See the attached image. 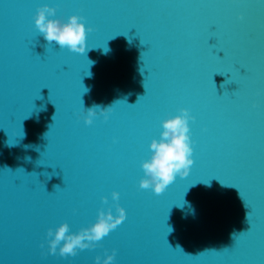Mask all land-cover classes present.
I'll return each mask as SVG.
<instances>
[{
	"label": "water",
	"instance_id": "95a60500",
	"mask_svg": "<svg viewBox=\"0 0 264 264\" xmlns=\"http://www.w3.org/2000/svg\"><path fill=\"white\" fill-rule=\"evenodd\" d=\"M57 2L0 0V264H95L113 247L120 264H264V0L57 10L93 29L85 54L35 28L37 7ZM94 104L112 111L86 125ZM181 107L196 118L189 175L138 189L160 120ZM114 190L126 219L97 247L47 253L48 228L115 215Z\"/></svg>",
	"mask_w": 264,
	"mask_h": 264
},
{
	"label": "clouds",
	"instance_id": "9594fccd",
	"mask_svg": "<svg viewBox=\"0 0 264 264\" xmlns=\"http://www.w3.org/2000/svg\"><path fill=\"white\" fill-rule=\"evenodd\" d=\"M56 11L54 6L47 3L39 5L36 9L33 21L43 40L49 45L54 42L61 50L85 54L90 49L86 46V34L91 32L92 28L85 27L83 16L72 14L67 19H62L56 17ZM239 18L243 19L242 16ZM111 111V106L101 107L94 104L88 108L83 107L79 118H82L86 125H91L97 115L107 121ZM195 119L189 109L181 107L177 109V114H166L160 120L159 136L151 139L148 144V158L140 164L143 171L139 180L140 188L151 189L154 194L159 195L177 176L184 178L189 175L190 167L194 163V140L191 138L189 121ZM119 196V192H111L114 202L119 200ZM101 202L106 205L108 198L102 196ZM115 213L114 215L111 206L107 209L100 208L97 210L95 221L76 232L70 231L67 222L60 223L55 229L48 228L45 237L47 253L67 258L76 256L78 250L97 247V242L125 220L126 211L118 202L115 203ZM41 247L44 245L41 244ZM114 259L115 251L108 253L105 250L103 258L100 255L95 257V264H113Z\"/></svg>",
	"mask_w": 264,
	"mask_h": 264
},
{
	"label": "snow or ice",
	"instance_id": "6c2138e0",
	"mask_svg": "<svg viewBox=\"0 0 264 264\" xmlns=\"http://www.w3.org/2000/svg\"><path fill=\"white\" fill-rule=\"evenodd\" d=\"M57 10H61V11H66L67 9H69V8H76L78 11H83V10H85L86 8H88L90 5L88 4V2H87V0H76V2H74V3H66L65 2V0H58V2L57 3H55L54 5H53ZM233 6H236V7H243V6H247V5H244V4H242V3H240L239 2V0H235V3L233 4ZM84 17V16H83ZM85 18V17H84ZM92 31H93V29H92ZM91 31V32H92ZM257 95H259V93H256ZM255 105V107H257L258 105L257 104H254ZM193 123H195V120L193 121ZM196 143V141L194 140V144ZM194 161V160H193ZM137 188L138 189H142V188H140V185H139V183H138V185H137ZM162 194V193H161ZM126 219V218H125ZM120 225V224H119ZM118 226V225H117ZM117 226L113 229V230H115L116 228H117ZM40 247H41V245H40ZM42 248V247H41ZM105 250H107V249H105ZM115 251V259H114V261H113V264H120V262L116 259V257H117V249L115 248V247H113L112 249H111V252L112 251ZM108 251V250H107ZM75 256H73V258H74ZM68 264H74V261L73 260H69L68 261Z\"/></svg>",
	"mask_w": 264,
	"mask_h": 264
}]
</instances>
